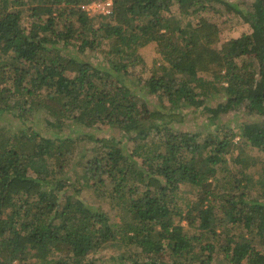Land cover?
Here are the masks:
<instances>
[{
  "label": "trees",
  "instance_id": "1",
  "mask_svg": "<svg viewBox=\"0 0 264 264\" xmlns=\"http://www.w3.org/2000/svg\"><path fill=\"white\" fill-rule=\"evenodd\" d=\"M92 1L0 0V111L23 126H0V264H213L218 251L264 264V160L254 183L247 172L250 144L264 153V120L237 143L220 126L244 103L264 115V0L249 15L221 1L253 30L222 43L216 22H185L204 0H112L106 15L82 8ZM150 43L159 56L142 90L154 107L121 76L148 65ZM215 95L224 100L206 107L207 125L222 132L176 125ZM35 110L82 137L36 130ZM99 122L122 138L96 137ZM184 185L196 194L183 206ZM91 187L106 200L81 197ZM108 245L113 263L99 257Z\"/></svg>",
  "mask_w": 264,
  "mask_h": 264
},
{
  "label": "rangeland",
  "instance_id": "2",
  "mask_svg": "<svg viewBox=\"0 0 264 264\" xmlns=\"http://www.w3.org/2000/svg\"><path fill=\"white\" fill-rule=\"evenodd\" d=\"M221 1L229 2L233 5L234 8L241 9L246 15H249V13L252 11L255 2V0H204L205 8L200 9L198 12H196V14H191L188 19H185V22L189 20L192 22H196L199 17H207L208 20L216 22L220 29L219 32L221 43L232 38L240 37L243 34L251 33L253 30L252 26L250 25V22L246 21L244 18H240V16L237 15L234 9L230 12L227 11L225 5ZM140 54L145 56L144 58L148 65H139L138 67H134L132 68L133 71L129 72L128 74H123L121 76L123 82L127 86H129L131 90H133L136 94L143 96L146 100H148L149 105L151 107H154L158 104L159 101H157V98L155 96L147 94L146 90H142V86L151 75L150 68H152L153 66L151 62L152 58L159 55L156 53L154 43H150L149 45L142 47L140 50ZM243 58H248L249 60L253 59L252 56H244ZM223 96L224 95H215L213 99L209 100L204 105L199 107H190L189 109L185 110L187 117L185 123L183 124L182 122H177L176 125L185 127L187 130H192L197 133L201 131H217L219 133L222 132V130L219 129L220 127L217 126V124H212L210 126L207 125V117L209 112L206 107H215L220 101L224 100ZM11 116L12 115L10 113L7 114V112L0 111V126L4 124L9 125V127L12 128L13 131L22 128L23 126L18 120L14 122L12 121L10 124V119L13 118ZM45 116L46 113H42V115H40V111L37 112L36 110L33 111V113L30 115L29 119L34 118L36 121V124L33 125L36 130H42L43 133L46 135H53L56 131H58L60 135L64 136H67L68 134H71L73 137L79 135L72 132V130H70V127H67L63 131L54 129V127L51 125V121L47 120ZM220 119L221 122H223L220 126H227V124H229V126L232 127V132L235 134L233 141L237 143L244 140V138H242V128L246 129L248 125H252L255 122L262 123L264 120V115L259 114L255 110H250L247 104L244 103L240 107L231 110L229 113L223 114ZM90 130L96 137H104L110 141L114 140L115 137L117 139L122 138V135H120L119 131L116 128L113 129L111 127H107L104 123L101 122L97 123L94 127H91ZM86 132H89V129H86ZM79 136L82 137V135ZM204 136L205 135L202 134L200 136V139H204ZM98 145L99 143L92 141L80 151V153L85 156V158H83L84 161L91 158L95 154L98 149ZM237 153V150H234V156H236ZM249 153L254 155L257 160V163L255 165H252L247 171L251 179L250 183H254L255 180L259 178L260 170L263 165L264 153L262 150H259L252 144H250L249 146ZM76 155L79 154L77 153ZM230 156L231 155H228L229 161L228 164H225V167L227 168V170L228 168L230 169L231 172L228 170L229 173L237 176V170L240 166V163L234 162V160H232ZM235 176L233 177L236 178ZM238 176L241 175L238 174ZM102 192V190L98 191L94 187L86 188L82 192L81 197L86 198L89 202L92 203L104 201L106 199H104L101 195ZM250 192L251 194H256L258 192L257 186L253 187ZM66 194L71 195L72 193H62L61 201H64V196ZM195 194L196 191L193 190L191 186L184 185L182 188H180L179 194L177 196L178 203L183 205L186 200L195 198ZM104 208L108 209L107 202H105ZM183 224L186 225V222ZM116 252L117 251L114 246L112 247L111 245H108V247L100 251L99 257L103 262L113 263L114 256L116 257V255L118 254ZM213 264L231 263L228 262L223 252L218 251L216 253V258Z\"/></svg>",
  "mask_w": 264,
  "mask_h": 264
},
{
  "label": "built area",
  "instance_id": "3",
  "mask_svg": "<svg viewBox=\"0 0 264 264\" xmlns=\"http://www.w3.org/2000/svg\"><path fill=\"white\" fill-rule=\"evenodd\" d=\"M112 0H94L82 5V8L90 14H110L112 12Z\"/></svg>",
  "mask_w": 264,
  "mask_h": 264
}]
</instances>
